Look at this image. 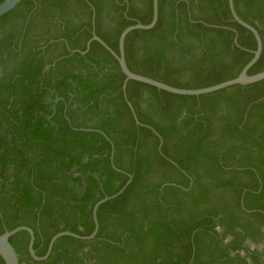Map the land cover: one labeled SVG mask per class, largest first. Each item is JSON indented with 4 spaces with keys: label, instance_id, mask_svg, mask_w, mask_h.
Returning <instances> with one entry per match:
<instances>
[{
    "label": "trees",
    "instance_id": "1",
    "mask_svg": "<svg viewBox=\"0 0 264 264\" xmlns=\"http://www.w3.org/2000/svg\"><path fill=\"white\" fill-rule=\"evenodd\" d=\"M4 0H0V4ZM263 48L264 0H233ZM128 68L181 89L239 76L257 48L228 0H159ZM153 0H22L0 17V235L20 264H264V80L198 96L129 80L115 56ZM131 104V106L129 105ZM114 150L113 158L112 152ZM0 264H5L0 257Z\"/></svg>",
    "mask_w": 264,
    "mask_h": 264
},
{
    "label": "water",
    "instance_id": "2",
    "mask_svg": "<svg viewBox=\"0 0 264 264\" xmlns=\"http://www.w3.org/2000/svg\"><path fill=\"white\" fill-rule=\"evenodd\" d=\"M22 0H4L1 4H0V17L5 15L6 13L10 12L11 10H13L18 4L21 3ZM158 2L159 0H153V17H152V21L147 24V25H143V24H136V25H131L129 27H127L126 29L123 30V32L121 33L120 37H119V54H117L116 52H114L101 38H99L96 34L93 35V38L88 42L87 47L89 48L90 43L93 40H96L98 42H100L106 49H108L117 59V61L119 62L120 68L122 70V72L124 73V75L126 76V79L124 81V85H123V90L125 92L126 90V85L127 82L129 80H134V81H138V82H142L145 84H149L151 86H154L160 90H164L173 94H177V95H188V96H198V95H203V94H208V93H212L215 91H219L222 90L224 88L227 87H231L233 85H248V84H253L256 83L258 81L264 80V71L254 74V75H249L248 71L249 69L258 61V59L260 58L261 52H262V48H263V43H262V39L261 36L259 35V32L257 31V29L255 27H253L252 25L246 23L245 21H243L237 14L235 7H234V1L233 0H228L229 2V7H230V11L231 14L234 18V20L236 22H238L240 25H242L243 27L247 28L248 30H250L257 41V48L254 51V57L253 59L244 67V69L241 71V73L239 74L238 77L219 83L217 85L214 86H210V87H206V88H200V89H181V88H176L167 84H164L162 82L153 80L149 77H145V76H141L138 75L134 72H132L126 63V56H125V39L127 37V35L133 31V30H149L152 29L158 20V14H159V10H158ZM131 106V104H129ZM132 108V106H131ZM133 110V108H132ZM113 154H114V150L112 152V158H113ZM132 177H130L129 182L127 183V185L130 183ZM126 185V186H127ZM126 186L119 191L117 194L111 196V197H105L104 199L100 200L93 208V219H94V224H95V229L93 231L92 234L88 235V236H81L78 235L76 233L73 232H69V231H63L60 232L58 234H56L50 241L49 246H48V250L47 253L42 256L39 257L36 255L35 249H34V244H35V234L34 231L27 227V226H20L17 227L11 231H6L4 234L0 235V257H2V259L4 260L5 264H20V259H19V255L16 252L15 248L13 247V245L10 242V238L15 235L16 233L20 232V231H27L30 235V242H29V254L30 256L36 260V261H43L45 259L48 258V256L50 255L53 245L56 242V240L62 236H71L74 238H78V239H82V240H89V239H93L96 234L98 233L99 230V222H98V218H97V211L100 207V205H102L103 203H105L106 201H108L109 199L115 198L117 197L119 194H121L123 192V190L126 188Z\"/></svg>",
    "mask_w": 264,
    "mask_h": 264
},
{
    "label": "flooded vegetation",
    "instance_id": "3",
    "mask_svg": "<svg viewBox=\"0 0 264 264\" xmlns=\"http://www.w3.org/2000/svg\"><path fill=\"white\" fill-rule=\"evenodd\" d=\"M264 248V244L259 246V249L262 250Z\"/></svg>",
    "mask_w": 264,
    "mask_h": 264
}]
</instances>
